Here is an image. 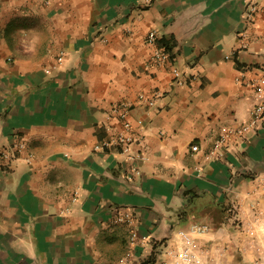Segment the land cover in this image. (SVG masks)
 <instances>
[{
    "label": "crops",
    "instance_id": "crops-1",
    "mask_svg": "<svg viewBox=\"0 0 264 264\" xmlns=\"http://www.w3.org/2000/svg\"><path fill=\"white\" fill-rule=\"evenodd\" d=\"M263 69L264 0H0V264H160L199 227L201 243L263 237L264 128L214 155ZM123 101L140 139L96 150Z\"/></svg>",
    "mask_w": 264,
    "mask_h": 264
},
{
    "label": "built area",
    "instance_id": "built-area-1",
    "mask_svg": "<svg viewBox=\"0 0 264 264\" xmlns=\"http://www.w3.org/2000/svg\"><path fill=\"white\" fill-rule=\"evenodd\" d=\"M148 3L151 0H146ZM255 9V6H253ZM163 37L160 36L157 29H151L147 35V43L154 47L153 54L151 56L148 66L151 65H164L173 59L171 51L163 42ZM176 68H174V71ZM239 81V79H238ZM248 85L254 89L253 105L250 109V117L246 121H242L236 127H230L225 129L218 137L214 149V155L219 157L224 154L230 148L232 142L239 141L240 143L248 141L249 135L255 133L264 128V69L258 76H255L249 82ZM139 99L146 103L149 107H153L156 103V95L148 96L144 93L139 95ZM133 105L130 102L123 101L113 106L108 112V117H117L120 120V128L116 130L112 135L105 138L103 141L96 145V150H106L112 147H118L124 153L131 150L132 146L140 139L139 135L134 132V119L132 118ZM112 127L110 126L109 129ZM198 145H193V150H197ZM27 150L26 141H17L14 144V148H5L1 151V155L6 160H12L19 156L23 151ZM32 155L29 153L27 159L30 160ZM237 207L232 204L228 207V211H236ZM128 219L130 223L134 225V215L128 212H122L119 214V219ZM201 227L197 230L201 231ZM179 242L174 246L167 249V257L173 260L175 264H217L211 261L205 260L204 256L196 245L193 236L185 231L179 232ZM131 245H136L141 242V237L138 229L134 228L131 231ZM156 247V246H155ZM163 252V251H162ZM157 256L154 260L151 258L141 261L139 264H157Z\"/></svg>",
    "mask_w": 264,
    "mask_h": 264
},
{
    "label": "rangeland",
    "instance_id": "rangeland-1",
    "mask_svg": "<svg viewBox=\"0 0 264 264\" xmlns=\"http://www.w3.org/2000/svg\"><path fill=\"white\" fill-rule=\"evenodd\" d=\"M228 214L230 215V217H233L237 213L236 211H228ZM238 222L239 221L237 220V222H235V225L238 224ZM235 229L238 230L239 227ZM202 231L203 229H201V231L197 230L196 233L198 234V236ZM258 235L252 233L251 240L255 241L253 243L248 241H241L240 238H228L229 240L227 239L223 242H218L216 239H214L211 243H201V239L197 235L192 236L196 242L199 252L202 253L205 260L217 264H264V235L263 237ZM161 261L162 262L160 264H175L173 263V260H170L168 258Z\"/></svg>",
    "mask_w": 264,
    "mask_h": 264
},
{
    "label": "trees",
    "instance_id": "trees-1",
    "mask_svg": "<svg viewBox=\"0 0 264 264\" xmlns=\"http://www.w3.org/2000/svg\"><path fill=\"white\" fill-rule=\"evenodd\" d=\"M164 39V38H163ZM162 39V40H163ZM165 45H166V43H165ZM169 49H171V47L170 46H168V45H166ZM151 259L150 260H154L155 258L154 257H150Z\"/></svg>",
    "mask_w": 264,
    "mask_h": 264
}]
</instances>
